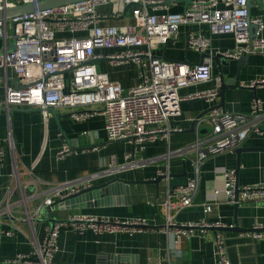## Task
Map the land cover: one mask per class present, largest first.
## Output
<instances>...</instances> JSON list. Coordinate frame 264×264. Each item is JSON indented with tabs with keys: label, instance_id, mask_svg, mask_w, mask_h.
<instances>
[{
	"label": "built area",
	"instance_id": "obj_1",
	"mask_svg": "<svg viewBox=\"0 0 264 264\" xmlns=\"http://www.w3.org/2000/svg\"><path fill=\"white\" fill-rule=\"evenodd\" d=\"M39 0H0V11L22 3L36 4ZM227 7L221 8L219 0H195L183 13H171L168 0H87L57 8L35 10L29 14L10 20L0 21V39L4 48L0 50L1 87L4 100L0 108L10 117V109L29 108L71 109L70 117L76 123H84L97 115L105 120V132L109 141H123L145 150L147 143L156 142L172 133L182 132L179 127H171V121L181 116L184 101L202 100L212 103L218 98L220 79L213 89H198L186 96L181 91L198 88L213 79V55L211 39L197 33H190L188 48L207 57L202 62L189 65L167 61L154 53L160 46L174 39L183 25H207L211 35H232L235 48L232 51L217 53L231 60H240L243 55L261 54L264 56V22L260 17L248 18V0H224ZM133 5V23L128 25H104L111 18H119L126 6ZM114 6L112 14L99 11V7ZM257 26L256 37L250 42L249 24ZM12 30V33L9 32ZM62 35V36H60ZM9 38L15 42L14 51L8 52ZM113 51L103 56L97 49ZM216 54V55H217ZM107 59L113 64L133 62L139 69V83L124 88L112 80L109 74L98 69L97 61ZM19 81V83L17 82ZM264 86V78L244 88ZM92 110H88V109ZM264 115L262 101L255 98L248 115L230 113L217 106L205 118L195 120L196 140L193 144L169 152L166 171L160 172L167 181V195L162 203L166 211V223L159 229L172 236L177 245L181 238L190 240L196 230L202 233L215 231V264H231L227 252L226 238L221 229L228 226L221 222H211L206 217L215 204L242 205L264 201V183L249 184L236 188V169L220 168L224 179L223 186L216 188L204 207V216L198 222H177L172 211L193 205L198 192L200 166L211 156L234 152L251 133L264 134L260 121ZM203 118V122H202ZM207 122L211 131L200 136V126ZM90 137V132H84ZM95 149V148H94ZM16 147L11 131L6 145L0 148V158L13 154L14 185L6 188L0 202V236L13 238L21 230L16 220L29 226L30 250L18 253L10 264H53L59 252L58 239L62 231H71L83 236L92 231L97 237L105 234H135L151 229L147 219L121 220L107 216L77 214L60 219L54 226L43 224L44 235L37 237V223L49 207L83 189L92 182L114 174V171L135 169L136 163H107L87 179L50 185L42 181L33 171H27L28 180H21ZM195 154V178L172 187L170 185L169 161L172 157ZM75 153L65 145L57 155L59 159ZM126 159L134 158V153L126 154ZM155 163L156 159L145 161ZM41 189V191H37ZM37 200L40 202L37 204ZM35 203V204H34ZM34 204V205H33ZM54 209L50 214L54 215ZM241 237L252 241H264V227L256 224L250 232ZM179 257L178 250L172 251Z\"/></svg>",
	"mask_w": 264,
	"mask_h": 264
},
{
	"label": "crops",
	"instance_id": "obj_2",
	"mask_svg": "<svg viewBox=\"0 0 264 264\" xmlns=\"http://www.w3.org/2000/svg\"><path fill=\"white\" fill-rule=\"evenodd\" d=\"M219 1L221 8L227 7L226 1ZM185 7V1L169 3L171 13H183ZM114 9H116L114 6L99 7V11L105 14H112ZM251 16L260 17L264 22V6L258 1H255ZM132 23V9L130 8L127 12L124 10L119 18H111L104 25L121 26ZM192 32L211 39L213 55L232 51L235 48L232 35H211L207 25H183L174 39L154 51L155 55L163 60L189 65L201 63L202 54L188 48L187 45L188 37ZM262 36L264 37V31ZM8 42L10 44L11 38ZM3 48L4 42L0 39V50ZM112 53L113 51L97 49V54L103 56ZM96 64L101 72L109 74L112 80L119 82L124 88H130L140 81L139 69L133 62L117 65L107 59H101ZM212 65L213 79L211 82L198 88L182 90L181 95L186 96L198 89L215 88L216 79H220V70L224 79L228 81H232L238 74L239 62L236 60H230L225 64L213 62ZM263 78L264 56L250 55L239 71V88L226 91L224 110L233 114L248 115L253 100L258 98L262 101L264 112V86L259 85L255 91L242 86V84H249ZM4 97V89L0 83V102L4 100ZM219 105V98L212 103L202 100L184 101L181 104V116L171 121V127H179L183 129L182 132L172 133L169 137H162L156 142L147 143L144 151L123 141H109L102 115H97L84 123H76L72 121L71 109L68 108L55 110L56 115L41 109L15 108L30 111H15L10 113V117L0 108V148L6 145V139L11 131L16 147L17 165L24 183L28 180L26 173L29 170L45 183L59 185L87 179L91 174L107 168V163L108 165L111 162L115 164L113 168L122 164H137L135 169L114 171L112 172L114 174L92 182L93 185H101L114 178L131 182L139 181V183L130 185L128 195L110 196L113 205L58 211L54 212V215L61 220L77 214L107 216L121 220L147 219L151 229L132 235L117 233L105 234L101 237H97L92 231H87L83 236H78L71 231H62L58 239L59 252L53 264H109L112 262L110 256L121 257L125 264H215L213 243L215 231L202 233L201 230H196L190 240L183 237L177 245L174 244L172 236L159 231L165 225L167 215L162 206L167 195V181L163 176H159V173L167 169L168 160L165 155L169 150L173 152L195 142L196 132L192 130L193 122L200 115L205 118L209 113L207 111ZM260 126L264 133V115ZM210 131L209 123L201 124L200 136ZM84 132H90V137L84 136ZM85 137L90 142L88 145ZM65 145L75 153L59 159L57 153ZM239 148L244 149L240 155V166H238L236 150L211 156L200 166L198 192L193 205L171 212L177 222H198L204 216V207L209 204L212 192L223 186L224 179L220 173H217L220 168L239 170L240 187L264 183V134L251 133ZM130 151L134 153V158L127 160L125 156ZM151 159H156V162H145ZM194 159L193 152L170 159V185L172 187L195 178ZM14 160L13 154L9 153L4 159L0 158V202L6 188L16 182L13 176ZM160 177L161 180L155 182ZM37 191L40 192L41 189ZM120 198L124 199L123 204H118L117 199ZM39 202L40 200H37V204ZM77 205L83 206L86 203ZM212 207L213 211L206 217L211 222L234 226V222L237 221L239 227L245 231L243 233L250 232L256 224L264 227V201L242 204L238 207L227 203L215 204ZM15 224L21 233L13 238L0 236V264H10L8 261L14 259L18 253L30 250L29 226L19 220H16ZM221 233L226 238L231 264H264V241L252 242L251 239L241 237L243 233L234 231H221ZM43 235V225L37 223V237L42 239ZM175 249L180 252L179 257H173L172 251Z\"/></svg>",
	"mask_w": 264,
	"mask_h": 264
},
{
	"label": "water",
	"instance_id": "obj_3",
	"mask_svg": "<svg viewBox=\"0 0 264 264\" xmlns=\"http://www.w3.org/2000/svg\"><path fill=\"white\" fill-rule=\"evenodd\" d=\"M87 0H39L36 4L32 3H22L19 5H16L12 8H7L3 11H0V21L1 20H10L12 18L18 17V16H23L25 14H29L31 12H34L36 9L37 10H46V9H51V8H57L61 6H66L78 2H83ZM178 1H185L186 7L185 11L188 9V5L191 4V0H168L169 3L172 2H178ZM255 1H258L260 5L264 6V0H248V18L249 20L251 19V11L252 8L255 6ZM190 3V4H189ZM133 5H128L125 8V12H127ZM256 32H257V26L250 23L249 24V38L250 42L253 41V39L256 37ZM15 49V42L11 41V44L7 48L8 52L14 51ZM250 55H243L239 62V68H238V74L232 81H228L224 79L223 73L221 70L219 71V76H220V88H219V94L218 98L220 99V105L219 107L225 109V94L227 90H236L239 88V71L241 69L242 64L247 60V58ZM207 57L206 54L202 55V60L203 58ZM213 62L218 63V64H225L231 59H227L223 57L221 54L215 55L213 58ZM202 62V61H201ZM257 87L252 88L253 91H255ZM211 110V109H210ZM209 110V111H210ZM15 111H30L29 109H10V113H14ZM52 114L56 115V112L54 109H49ZM207 111V112H209ZM203 115H200L197 119L201 118ZM192 130H195V121L193 122L192 125ZM244 151L242 148L236 149L235 153L238 157V166H240V155ZM238 173L239 170H236V188H237V194L239 192V182H238ZM104 177H108L107 175ZM161 180V177L158 178L157 181L159 182ZM133 183H139L138 180L135 182L123 180L120 178H114L111 179L101 185H92L89 188L83 189L80 191L78 194H74L67 198L65 201H61L58 204L54 205L53 207L47 208V210L44 212L42 218L39 219L40 223L43 224H50L51 226H54L56 223L60 221L55 215L50 214L52 212V208L54 209L55 212L58 211H65V210H74L78 208H86V207H106L113 205L112 200L110 199L111 197L115 195H121L125 196L129 194V187ZM111 196V197H110ZM93 202V203H91ZM118 204H123L124 199H117ZM80 203H86V205L80 206L77 204ZM235 207H238V205H235ZM233 226V225H232ZM151 228V227H148ZM221 231H234V232H239L243 233V229L239 227V224L237 221L234 222L233 227H227L221 229ZM247 239V238H246ZM251 241V240H250ZM253 242V241H252ZM110 259L112 260L111 263L109 264H125L123 263V260L121 257H114L110 256ZM130 264V263H128Z\"/></svg>",
	"mask_w": 264,
	"mask_h": 264
},
{
	"label": "rangeland",
	"instance_id": "obj_4",
	"mask_svg": "<svg viewBox=\"0 0 264 264\" xmlns=\"http://www.w3.org/2000/svg\"><path fill=\"white\" fill-rule=\"evenodd\" d=\"M9 32L12 33V30H9ZM85 139H87V145H88L90 142L88 141L87 137H85Z\"/></svg>",
	"mask_w": 264,
	"mask_h": 264
}]
</instances>
